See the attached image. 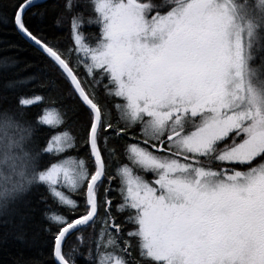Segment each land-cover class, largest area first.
Segmentation results:
<instances>
[{"label":"snow or ice","instance_id":"obj_1","mask_svg":"<svg viewBox=\"0 0 264 264\" xmlns=\"http://www.w3.org/2000/svg\"><path fill=\"white\" fill-rule=\"evenodd\" d=\"M36 6L14 0L15 31L87 119L56 131L63 114L43 109L52 134L32 152L17 116L42 97H19L15 111L0 100L3 223L43 186L57 205L44 216L52 264H264V0H64L66 48L29 25L30 12L44 16ZM85 26L98 29L91 41ZM41 154L53 157L43 168Z\"/></svg>","mask_w":264,"mask_h":264},{"label":"trees","instance_id":"obj_2","mask_svg":"<svg viewBox=\"0 0 264 264\" xmlns=\"http://www.w3.org/2000/svg\"><path fill=\"white\" fill-rule=\"evenodd\" d=\"M14 0H0V16H7V20H0V100L7 98L9 103L2 105L15 111L16 101L21 96L33 97L39 95L42 101L25 109L23 117L17 116L23 128L31 125L33 131L28 143L24 147L28 151L35 152L43 148L52 134V130L39 125L38 116L45 108L59 110L66 124L65 128L72 134L81 130L87 119L84 106L74 94L69 82L56 70L51 63L41 54H38L28 45L23 38L16 33L11 21L10 5ZM64 0H47L37 4L32 12H43L41 19L39 15L33 16L30 12L27 20L29 25L35 29L41 27L49 39H58L59 46L66 48L70 43L67 29L56 27L55 19L62 10ZM86 39L92 40V33L98 32L95 27H84ZM16 44L19 47H9ZM83 76V70L80 69ZM31 78V79H29ZM25 81V83L9 87L10 82ZM102 87V86H101ZM15 135L21 131L11 128ZM27 134V132H21ZM83 153H81L82 155ZM53 157L41 154L40 168H43ZM79 199V197H75ZM15 212L8 218L9 223L5 225L0 219V264H17V260L36 261L38 264H52L50 259L51 234L46 231L47 222L44 219L46 212L57 210V205L43 186H33L27 193L15 203ZM83 233L85 246L82 252L87 254V241L89 233ZM23 234L24 240H17V234ZM5 234H7L5 238ZM75 237L71 238L65 245V251H69L75 243ZM76 264H87L80 255L76 256Z\"/></svg>","mask_w":264,"mask_h":264},{"label":"rangeland","instance_id":"obj_3","mask_svg":"<svg viewBox=\"0 0 264 264\" xmlns=\"http://www.w3.org/2000/svg\"><path fill=\"white\" fill-rule=\"evenodd\" d=\"M16 135H15V133H14V131L12 129H8L7 130V137L19 139L20 138V135L19 134H16ZM4 137H5L4 131L3 130H0V141H3L4 140Z\"/></svg>","mask_w":264,"mask_h":264},{"label":"bare ground","instance_id":"obj_4","mask_svg":"<svg viewBox=\"0 0 264 264\" xmlns=\"http://www.w3.org/2000/svg\"><path fill=\"white\" fill-rule=\"evenodd\" d=\"M37 4H39V3H37ZM17 134H19L20 136L23 135V133H21V132H19V133H17ZM27 135H28V134H24L25 137H27ZM16 136H17V135H16ZM25 141L28 143V141H30V139H25ZM25 141H24V142H25ZM24 147H29V144H27V145L24 144Z\"/></svg>","mask_w":264,"mask_h":264},{"label":"water","instance_id":"obj_5","mask_svg":"<svg viewBox=\"0 0 264 264\" xmlns=\"http://www.w3.org/2000/svg\"><path fill=\"white\" fill-rule=\"evenodd\" d=\"M44 1H47V0H37V3H41V2H44Z\"/></svg>","mask_w":264,"mask_h":264}]
</instances>
